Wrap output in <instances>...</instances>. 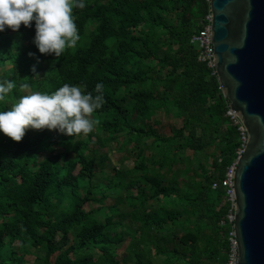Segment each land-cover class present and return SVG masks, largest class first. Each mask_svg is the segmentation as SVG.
Returning a JSON list of instances; mask_svg holds the SVG:
<instances>
[{
	"label": "trees",
	"instance_id": "obj_1",
	"mask_svg": "<svg viewBox=\"0 0 264 264\" xmlns=\"http://www.w3.org/2000/svg\"><path fill=\"white\" fill-rule=\"evenodd\" d=\"M209 9L210 0H87L74 9L76 48L56 60L34 44L13 57L10 79L50 92L103 82L105 103L92 114L98 141L45 128L0 143V264H25L32 248L44 251L32 264H227L222 182L241 136L217 74L191 42ZM23 30L35 36V22L14 32ZM161 112L181 121L163 132ZM114 140L133 166L111 173L99 167L97 145ZM119 202L127 215L114 219Z\"/></svg>",
	"mask_w": 264,
	"mask_h": 264
},
{
	"label": "water",
	"instance_id": "obj_2",
	"mask_svg": "<svg viewBox=\"0 0 264 264\" xmlns=\"http://www.w3.org/2000/svg\"><path fill=\"white\" fill-rule=\"evenodd\" d=\"M210 9L217 77L248 136L234 178L238 264H264V0H210Z\"/></svg>",
	"mask_w": 264,
	"mask_h": 264
},
{
	"label": "clouds",
	"instance_id": "obj_3",
	"mask_svg": "<svg viewBox=\"0 0 264 264\" xmlns=\"http://www.w3.org/2000/svg\"><path fill=\"white\" fill-rule=\"evenodd\" d=\"M86 7L87 0H0V32L19 31L21 25L30 28L34 21L35 46L41 54L59 60L66 49L76 48L81 40L74 9ZM32 71L36 73L35 65ZM29 87L25 82L17 86L12 79L0 81V102L13 89L20 93L10 107H0V133L13 141H22L29 129L45 128L75 138L93 132L99 124L92 114L105 103L103 82H97L91 91L69 83L52 92H26Z\"/></svg>",
	"mask_w": 264,
	"mask_h": 264
},
{
	"label": "rangeland",
	"instance_id": "obj_4",
	"mask_svg": "<svg viewBox=\"0 0 264 264\" xmlns=\"http://www.w3.org/2000/svg\"><path fill=\"white\" fill-rule=\"evenodd\" d=\"M5 41L0 45V81L10 79V70L14 66V61L13 57H20V55L25 54L28 51V47L34 45L33 39L34 35L31 34L28 30H23L22 32H14L12 30H9L8 33L5 34ZM44 63H50V61L47 59L46 62ZM22 66H25V64H20ZM12 80H15L17 82V86L21 82H24V77H18L17 75L12 78ZM32 91V87H29V89L26 90V92ZM46 92H50L49 89L47 90H42ZM17 89H13L12 92H10L7 97L5 98L4 102H0V107H10L12 101L19 95ZM160 119L161 123L158 125L159 130L165 132L168 131V129L172 126L175 125L176 123H179L181 120L178 118L173 117L172 115H168L165 112L160 113ZM28 131H32V129H29ZM94 134L93 139L95 141H98V138L100 137V133L98 134V128L96 127L94 129ZM102 134V133H101ZM6 135L3 133H0V143H4L7 141ZM120 144L119 140H114L108 142L105 146H99L97 145L98 148H100V151L103 152L104 156L101 160H99V167L105 171H110L111 173H114V167L115 166H120L123 168L126 167H131L133 166V160L129 157H126L124 154L122 155V152L118 151L117 148ZM2 150V149H1ZM0 150V151H1ZM60 148L55 152L58 153L60 152ZM44 165H49V160L44 162ZM185 186V184H184ZM186 187V186H185ZM120 194L119 191H115L114 195ZM120 196H124L123 193L120 194ZM114 197H110V199L107 201V204H112L115 203L116 200H113ZM121 212L116 214L114 219H121L125 218L127 215V208L118 203ZM99 203L96 204H87L85 208L91 209V208H98ZM109 213V210H99L97 212L98 216L103 218L106 214ZM131 239H129L127 236H124V241L120 244V252H124L125 250V245L127 243H130ZM44 251L41 250L40 248H32L31 252L26 255V261L25 264H32L34 259L37 256H43Z\"/></svg>",
	"mask_w": 264,
	"mask_h": 264
},
{
	"label": "built area",
	"instance_id": "obj_5",
	"mask_svg": "<svg viewBox=\"0 0 264 264\" xmlns=\"http://www.w3.org/2000/svg\"><path fill=\"white\" fill-rule=\"evenodd\" d=\"M212 12L211 9L206 13L202 20V28L192 36L191 42L195 43L198 48V59L207 63V65L213 70V74H217L213 49L211 44V28H212ZM227 115H229L234 122L238 125L240 131L241 143L237 148V157L235 161L227 168L225 178L223 180V185L226 186L227 196L226 199L229 201V212H228V222L231 226L229 232L230 250L227 264H238V240L234 230L235 221V211H236V195L234 188V178L237 166L238 158L243 154L245 145L248 139L247 131L242 123L238 113L232 110L228 106ZM218 184L215 182L213 188H216Z\"/></svg>",
	"mask_w": 264,
	"mask_h": 264
}]
</instances>
